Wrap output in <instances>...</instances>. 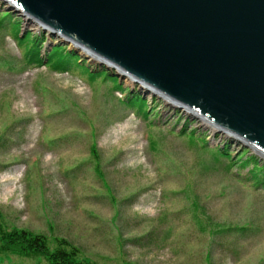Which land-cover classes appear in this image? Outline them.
Instances as JSON below:
<instances>
[{
  "label": "rangeland",
  "instance_id": "374dc122",
  "mask_svg": "<svg viewBox=\"0 0 264 264\" xmlns=\"http://www.w3.org/2000/svg\"><path fill=\"white\" fill-rule=\"evenodd\" d=\"M24 14L0 0V221L65 238L97 264H264V185L243 165L264 157ZM28 31L43 54L61 44L79 59L62 72L29 64ZM130 91L145 105L128 104Z\"/></svg>",
  "mask_w": 264,
  "mask_h": 264
},
{
  "label": "water",
  "instance_id": "95a60500",
  "mask_svg": "<svg viewBox=\"0 0 264 264\" xmlns=\"http://www.w3.org/2000/svg\"><path fill=\"white\" fill-rule=\"evenodd\" d=\"M9 1L264 154V0Z\"/></svg>",
  "mask_w": 264,
  "mask_h": 264
},
{
  "label": "trees",
  "instance_id": "16d2710c",
  "mask_svg": "<svg viewBox=\"0 0 264 264\" xmlns=\"http://www.w3.org/2000/svg\"><path fill=\"white\" fill-rule=\"evenodd\" d=\"M12 14V13H10ZM20 32V31H18ZM44 36V35H43ZM42 36V37H43ZM25 40H23V44H30L34 48V52L32 56H26L27 61L31 65L43 66V62L45 59L48 60L49 66L55 69L58 72L68 71L66 68L69 65L70 61H72V56H77L75 50H67V47L59 44L53 45L51 50L45 52L43 54L41 52L39 41L41 38H38L37 34H34L31 31H28L23 36ZM23 47V45H21ZM24 49V47H23ZM67 56V57H66ZM25 57V56H24ZM90 72V71H89ZM109 70L104 67H95L92 73L93 78L95 76H101L107 74L110 76ZM113 79L116 83H118V87L121 90H124L125 87L120 82V78L116 75H113ZM119 90V89H118ZM140 92L132 93L130 91L128 98V104H132L133 101L140 99L142 106L145 105L147 99L144 98L143 94H139ZM126 99V100H127ZM131 102V103H130ZM222 154L229 155V153L225 151H219ZM230 158H232L230 156ZM254 166L252 171V176L254 177L256 184L261 186L264 185V163L260 164L258 157L255 156H247L243 165H247L251 162ZM232 160L231 162H234ZM260 162V163H259ZM1 217V215H0ZM1 220V218H0ZM248 229L247 227H241L239 230L245 231ZM16 255V256H25V257H38L43 258L49 263L52 264H97L98 262L86 257L83 255L81 249L71 243L69 240L65 238H59L54 244L50 243L47 236L42 233H35L26 229H18V228H9L6 224H3L0 221V255Z\"/></svg>",
  "mask_w": 264,
  "mask_h": 264
},
{
  "label": "bare ground",
  "instance_id": "6f19581e",
  "mask_svg": "<svg viewBox=\"0 0 264 264\" xmlns=\"http://www.w3.org/2000/svg\"><path fill=\"white\" fill-rule=\"evenodd\" d=\"M3 1L8 3L10 7H13V9L14 8L18 9L17 6L14 3H12L11 1H5V0H3ZM24 16L26 18H28L29 21L34 22V23L38 24L40 27H42L43 29L49 31V33H51L52 36H54V37L58 36V38L61 37L62 39H65V35L59 34V32L54 31V29L44 25L43 23H41L40 21L36 20L35 18L30 16L29 14L26 13V14H24ZM67 41H69V45H71V47L79 48V51L82 54H85L86 56H87V54H90L91 55V57H90L91 59L93 57L94 60L101 61V63H106L109 66L111 65L114 69H117V71H118V73H119V75L121 77H126L132 83L133 82L140 83L144 90L149 91L153 95H158L159 94L163 99L166 100V102L168 104H170V105H172L174 107H177V108H185V111H187L189 114H191L194 118L199 119L202 122V125L204 127H209L211 129H213V131H218V132L224 133L230 139L235 138L237 141L239 140V141H241L243 143L246 141V140L242 139L241 137H239L237 135H232L230 133V131H228L227 129H225V128L219 126L218 124L212 122L211 120L205 118L203 115L199 114L194 109H192V108L184 105L183 103L177 101L176 99H174L171 96L167 95L166 93L160 91L159 89L155 88L154 86L150 85L149 83L145 82L144 80L140 79L139 77L133 75L132 73L128 72L127 70L121 68L120 66L114 64L113 62H110L109 60H107L105 58L97 56L98 54H96L94 51H92V50H90L88 48H85V46H82V45L74 42L70 38ZM221 128H223V129H221ZM253 150L256 151L255 149H253ZM257 154H260V155H262L264 157V154H262L260 152H257Z\"/></svg>",
  "mask_w": 264,
  "mask_h": 264
}]
</instances>
